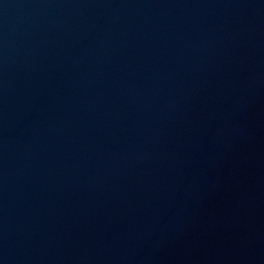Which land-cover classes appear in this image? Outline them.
<instances>
[{"label":"water","instance_id":"1","mask_svg":"<svg viewBox=\"0 0 264 264\" xmlns=\"http://www.w3.org/2000/svg\"><path fill=\"white\" fill-rule=\"evenodd\" d=\"M0 264H264V0H0Z\"/></svg>","mask_w":264,"mask_h":264}]
</instances>
